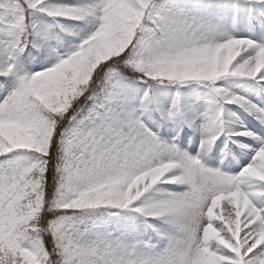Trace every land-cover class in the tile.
I'll return each instance as SVG.
<instances>
[{
	"label": "snow or ice",
	"instance_id": "snow-or-ice-1",
	"mask_svg": "<svg viewBox=\"0 0 264 264\" xmlns=\"http://www.w3.org/2000/svg\"><path fill=\"white\" fill-rule=\"evenodd\" d=\"M0 264H264V0H0Z\"/></svg>",
	"mask_w": 264,
	"mask_h": 264
}]
</instances>
